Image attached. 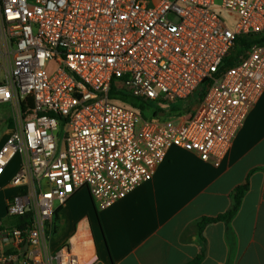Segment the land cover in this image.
Instances as JSON below:
<instances>
[{
  "label": "built area",
  "instance_id": "2783aa9c",
  "mask_svg": "<svg viewBox=\"0 0 264 264\" xmlns=\"http://www.w3.org/2000/svg\"><path fill=\"white\" fill-rule=\"evenodd\" d=\"M259 40L264 0H0V107L13 109L0 179L19 157L7 212L32 216L0 241L46 252L79 190L106 211L151 182L173 148L220 166L264 94ZM124 96L181 114L144 119ZM54 259L77 264L65 249Z\"/></svg>",
  "mask_w": 264,
  "mask_h": 264
},
{
  "label": "crops",
  "instance_id": "0c3cea01",
  "mask_svg": "<svg viewBox=\"0 0 264 264\" xmlns=\"http://www.w3.org/2000/svg\"><path fill=\"white\" fill-rule=\"evenodd\" d=\"M18 169L0 179V230L18 191L11 186ZM247 181L232 221L210 224L199 235L195 224L228 212L234 190ZM63 249L77 264H191L201 252L199 264H264V94L220 166L173 148L151 182L106 211L79 190L58 212L46 252L0 241V254L13 255L7 264H58Z\"/></svg>",
  "mask_w": 264,
  "mask_h": 264
},
{
  "label": "trees",
  "instance_id": "16d2710c",
  "mask_svg": "<svg viewBox=\"0 0 264 264\" xmlns=\"http://www.w3.org/2000/svg\"><path fill=\"white\" fill-rule=\"evenodd\" d=\"M259 42H264V40H259ZM243 44H245V42H243ZM231 64H232V59H229L227 61V65H231ZM203 95H204V92L197 94V96H196V98L198 100L197 103L202 99ZM122 101L124 103H129L133 107L138 109L141 112V115L144 119L158 120V119H160L159 116L161 113H166V109H164V108H158L154 105L143 103L141 101L128 98L127 96H124ZM167 111L170 112L171 114H181L180 105H175L173 107H169V109ZM248 189H249V182L247 181L244 185H241L234 190L233 196H232L233 197V205H232L231 209L228 212H226L225 214L219 215L218 217H215V218L203 217L202 219H200L195 224V227L197 228L199 235H202L205 227L210 225V224H214V223H218V222H224L228 225L232 221V219L235 217V215L237 214V212L241 206L242 199H243L245 193L248 191ZM57 222H58V213L56 214V217H55V230H54V232L56 231ZM31 226H32V216L30 213H27L24 216H16V217L15 216L14 217L8 216L7 221L5 222L2 229L0 230V234H2L4 232H8L14 228H16V229H28ZM203 241L204 240L201 241L202 244H203ZM203 257H204V253L201 252V255H199L197 257V259L191 264H199L203 260Z\"/></svg>",
  "mask_w": 264,
  "mask_h": 264
},
{
  "label": "rangeland",
  "instance_id": "374dc122",
  "mask_svg": "<svg viewBox=\"0 0 264 264\" xmlns=\"http://www.w3.org/2000/svg\"><path fill=\"white\" fill-rule=\"evenodd\" d=\"M221 0H216V3L219 5ZM220 14V12H219ZM220 17L226 22V25L229 26L230 28H233V22L231 21L229 15L227 12H222ZM7 70L10 71L12 67V61L7 60ZM6 78V72H5V65L4 69L0 72V80L1 82H5ZM197 98L193 99L188 106L189 110L194 109L197 106ZM166 116L164 119H169V113L166 110ZM13 120V109L10 107H0V147L4 143L10 129H11V124ZM20 166V159L19 157L13 162V164L10 166V170H17ZM19 170V169H18Z\"/></svg>",
  "mask_w": 264,
  "mask_h": 264
},
{
  "label": "water",
  "instance_id": "95a60500",
  "mask_svg": "<svg viewBox=\"0 0 264 264\" xmlns=\"http://www.w3.org/2000/svg\"><path fill=\"white\" fill-rule=\"evenodd\" d=\"M159 117H165V113H161Z\"/></svg>",
  "mask_w": 264,
  "mask_h": 264
}]
</instances>
